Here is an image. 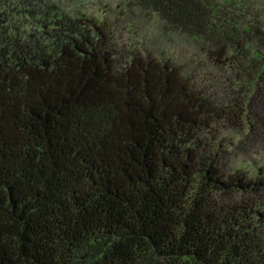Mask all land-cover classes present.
<instances>
[{"label":"trees","instance_id":"obj_1","mask_svg":"<svg viewBox=\"0 0 264 264\" xmlns=\"http://www.w3.org/2000/svg\"><path fill=\"white\" fill-rule=\"evenodd\" d=\"M131 3L193 68L0 0V264H264V0Z\"/></svg>","mask_w":264,"mask_h":264},{"label":"rangeland","instance_id":"obj_2","mask_svg":"<svg viewBox=\"0 0 264 264\" xmlns=\"http://www.w3.org/2000/svg\"><path fill=\"white\" fill-rule=\"evenodd\" d=\"M57 1L66 11H81L98 17H106L114 23L117 34L128 39V44L132 41L139 42L147 51L155 55L174 57L179 62L193 68L191 59L195 48L192 41L183 35L166 31L164 21L157 14L133 5L132 0ZM254 1L257 2V0Z\"/></svg>","mask_w":264,"mask_h":264}]
</instances>
